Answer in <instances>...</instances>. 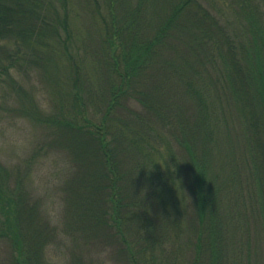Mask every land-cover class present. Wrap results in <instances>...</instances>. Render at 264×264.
Returning a JSON list of instances; mask_svg holds the SVG:
<instances>
[{"label": "trees", "instance_id": "trees-1", "mask_svg": "<svg viewBox=\"0 0 264 264\" xmlns=\"http://www.w3.org/2000/svg\"><path fill=\"white\" fill-rule=\"evenodd\" d=\"M32 70L57 111L22 112L90 194L59 228L0 165L3 264H101L74 250L97 240L154 264L166 239V264H264V0H0V81Z\"/></svg>", "mask_w": 264, "mask_h": 264}, {"label": "rangeland", "instance_id": "rangeland-1", "mask_svg": "<svg viewBox=\"0 0 264 264\" xmlns=\"http://www.w3.org/2000/svg\"><path fill=\"white\" fill-rule=\"evenodd\" d=\"M79 22L82 23L81 30L85 25L88 27L90 25L86 19L80 18ZM16 80L19 84L17 89L22 86L23 94H19L18 90L9 83L0 81V165L8 171L7 181L9 179V184L10 170L20 174L24 180L26 179V184L29 186L31 193L28 201L37 204L39 219H48L50 216L52 225L60 228L62 227L60 222L67 205L72 203V200H75L77 196L87 198L90 191H87V188H80V182L78 183L77 180L73 179L74 176L70 175L75 164L72 156H67L63 147L51 144L52 140L59 136L56 135L55 137L53 135L52 137L49 133L50 130L40 127L36 119L26 117L22 112L23 107L25 111L30 110L35 101L44 114H52L57 111L55 106L58 105L56 100L59 95L55 93L56 88L50 86L49 77L46 76L43 79L38 71L32 70L28 74L24 71L17 74ZM60 141L59 138L57 142ZM44 222L45 220L40 223L43 224ZM57 234L55 238L52 233L55 241L51 244L52 246L50 245L52 252L49 253V256L53 260L57 259L58 262L63 263L70 258L72 250L69 249V244L66 245L69 236L62 235L61 229L57 230ZM44 237L51 238L50 228H48ZM130 237L127 238L130 239ZM186 238L183 241L184 247ZM100 242V240H97L95 243L99 244L90 243V246L77 245V247H74L75 253L86 260L97 258L98 254L100 256L98 261L101 264H127L119 256L113 254L117 253L119 248H116L111 241H106L105 244H100ZM163 245L167 252L163 256L164 258L159 257L154 264L169 262L168 248L170 243L166 239ZM7 254L5 247L0 248V264H3L8 258ZM263 260L264 258L261 259V263ZM170 264H172L171 261Z\"/></svg>", "mask_w": 264, "mask_h": 264}]
</instances>
